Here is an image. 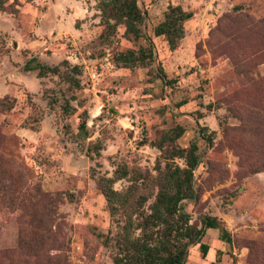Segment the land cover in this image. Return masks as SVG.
Returning a JSON list of instances; mask_svg holds the SVG:
<instances>
[{
  "label": "rangeland",
  "instance_id": "rangeland-1",
  "mask_svg": "<svg viewBox=\"0 0 264 264\" xmlns=\"http://www.w3.org/2000/svg\"><path fill=\"white\" fill-rule=\"evenodd\" d=\"M19 3L15 16L0 13V99L12 105L0 113V153L19 162L28 183L61 198L54 246L28 264H111L102 242L113 226L96 176H110L121 164L154 175L164 163L156 144L176 127L181 136L163 141V149L193 143L198 156L196 198L183 203V212L197 227L200 217H215L228 233L222 240L217 229H206L187 248L184 264H264V55L251 35L226 44L240 23L224 19L262 18L264 0H137L141 37L127 40L119 26L106 42L99 39L94 0ZM176 5L190 17L169 49L153 29ZM147 46L154 61L146 68L113 64L116 53ZM35 58L58 66L61 75L23 71ZM158 68L166 83L156 77ZM67 77L78 87H68ZM64 101L67 112L60 108ZM82 118L87 138L79 140ZM198 129L213 132L210 143ZM96 141L101 150L91 160L86 148ZM169 162L183 167L181 158ZM21 223L0 212V251L17 246Z\"/></svg>",
  "mask_w": 264,
  "mask_h": 264
},
{
  "label": "trees",
  "instance_id": "trees-1",
  "mask_svg": "<svg viewBox=\"0 0 264 264\" xmlns=\"http://www.w3.org/2000/svg\"><path fill=\"white\" fill-rule=\"evenodd\" d=\"M94 1L99 25L102 26L99 34L101 41L111 40L119 26L123 28L125 39L135 41L141 37L143 15L137 0ZM19 7V0H0V13L15 16ZM189 17L190 14L179 6H169L162 21L154 27V36L163 37L169 49H174L183 36V22ZM224 19L233 24L240 23L238 28L225 36L226 44L242 36L249 39L253 36L264 55V17L254 19L238 14L226 15ZM0 45L3 48L4 40L1 38ZM153 61L151 46L118 52L113 56V64L125 69L146 68ZM234 61L238 62L237 59ZM22 70L36 71L38 78L47 74L61 75L58 66L43 65L36 58L25 61ZM156 77L162 83L167 82L160 68ZM65 79L68 87H78V81ZM53 103L51 99L47 102L49 106ZM11 107L6 96L0 99V113ZM60 108L63 112L69 110L66 101ZM76 130L77 139L87 138L84 118L79 121ZM182 132L180 127H176L171 137H165L156 144L164 163L162 168L157 165L154 175L121 164L114 167L110 176H96L97 189L105 201L113 226L102 242L109 251L111 264H184L187 248L199 244L206 229H217L220 238L228 240L226 229L215 217H200L197 227L189 223L190 216L183 212V203L196 198L193 182V171L198 165L196 146L191 143L186 149L169 151L162 147L163 141L177 139ZM197 134L206 143L212 140L213 132L205 133L203 129H198ZM2 139L0 135V143ZM101 144L96 141L87 146L89 159L98 156ZM172 158H181L183 167L169 162ZM122 180L127 182L126 186L115 190L114 184ZM60 200L57 193L50 196L37 184L28 183L19 162L0 153V212L16 214L22 222L17 246L0 251V264H28L30 258L35 259L53 248L52 230L57 227L56 209ZM199 248L204 254L205 246L200 244Z\"/></svg>",
  "mask_w": 264,
  "mask_h": 264
}]
</instances>
